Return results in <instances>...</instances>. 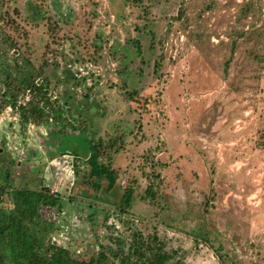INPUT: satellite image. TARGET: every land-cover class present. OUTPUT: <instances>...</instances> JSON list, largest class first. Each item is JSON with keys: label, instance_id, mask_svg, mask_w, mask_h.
Listing matches in <instances>:
<instances>
[{"label": "rangeland", "instance_id": "rangeland-1", "mask_svg": "<svg viewBox=\"0 0 264 264\" xmlns=\"http://www.w3.org/2000/svg\"><path fill=\"white\" fill-rule=\"evenodd\" d=\"M30 78L86 122L67 139L103 141L112 189L53 125L20 121L11 100ZM157 144L149 199L139 166ZM0 156V264H41L53 244L119 264L106 210L170 264H264V0H0ZM125 186L131 210L116 213Z\"/></svg>", "mask_w": 264, "mask_h": 264}, {"label": "trees", "instance_id": "trees-1", "mask_svg": "<svg viewBox=\"0 0 264 264\" xmlns=\"http://www.w3.org/2000/svg\"><path fill=\"white\" fill-rule=\"evenodd\" d=\"M134 2L141 3L142 0H134ZM12 23L15 22L12 21ZM137 49H140L139 44L137 45ZM48 86L49 83L46 78H41L39 82L30 78L24 85L28 99L24 102L17 103V97L14 94L11 100V106L18 112L20 121L23 123L32 122L36 125H53L57 128L61 138H64L65 149L73 152L76 159L83 157L85 162L89 165L88 176L91 178L89 183L94 188L99 189L104 179L106 181V190L112 189L119 178V173L114 170L109 163L99 161L106 147L105 144L101 139L96 140L90 138L84 147L77 145L72 139H67L69 137V131H87V124L80 117H75L71 110L66 108L64 104H61L58 99H51L48 93ZM115 145V141L108 143L109 148H113ZM162 148L160 144L154 147H148L142 155L143 164L139 166L143 178L147 181L145 195L149 199H154L157 196V192L160 190L162 183L161 173L157 170V165L154 161L155 155L159 153ZM1 180H3L5 184L0 185V196L9 193V189L7 188V186L10 185L9 168L6 169L5 176L1 178ZM39 191L43 193V202L46 201L44 199L47 198L50 200L51 205L58 206V208L61 207L58 192L45 194L46 192L44 190ZM132 202L133 189L131 186H125L120 201L116 205L117 209H115L114 212L129 214ZM112 213L113 212L110 210H106L102 224L107 227L109 231L116 233L112 236V240L116 243V249L112 252L113 259H117L119 264H170L169 261L172 254L164 249L163 243L159 241L155 234L149 236L150 239H145L140 232L129 229V242L127 243L125 237L117 234L115 224H107ZM123 223L126 224V221L123 220ZM100 248L98 250V258L94 257L85 260L71 258L66 248L53 244L49 249L50 256L41 261V264H107L105 261L108 257L103 252L101 246ZM108 264H113V261L111 260ZM175 264H181V261L178 259Z\"/></svg>", "mask_w": 264, "mask_h": 264}]
</instances>
